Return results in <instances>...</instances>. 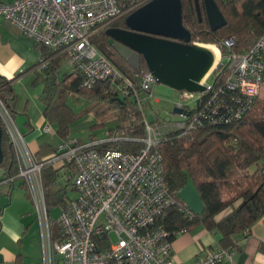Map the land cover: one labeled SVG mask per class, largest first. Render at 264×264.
<instances>
[{
    "label": "built area",
    "instance_id": "obj_1",
    "mask_svg": "<svg viewBox=\"0 0 264 264\" xmlns=\"http://www.w3.org/2000/svg\"><path fill=\"white\" fill-rule=\"evenodd\" d=\"M149 0H13L0 1V17L36 43L68 55L70 69L83 75L81 87L91 89L109 82L118 95L131 96L141 113V138L106 136L83 142L63 139L55 151L37 160L13 113L0 97V125L9 137L16 177L22 180L34 208L38 226L40 264H175L172 237L185 230L169 231L161 217L176 205L164 177L162 121L181 128L179 136L207 126H232L257 106L264 119V35L248 49L233 50V36L224 39L225 54L200 82L203 91H178L174 108L164 118L152 109L150 71L135 84L91 43V35L106 23ZM146 110L154 113L149 121ZM174 116V118H172ZM45 132L51 126L44 127ZM120 140L138 142L135 152L104 148ZM52 164L73 168L76 197L50 215L42 168ZM186 215H194L185 208ZM233 247L207 249L194 264H223L232 260Z\"/></svg>",
    "mask_w": 264,
    "mask_h": 264
},
{
    "label": "trees",
    "instance_id": "obj_2",
    "mask_svg": "<svg viewBox=\"0 0 264 264\" xmlns=\"http://www.w3.org/2000/svg\"><path fill=\"white\" fill-rule=\"evenodd\" d=\"M197 1L200 15L195 0H181L182 23L190 32L191 43H213L225 54L223 41L230 36L236 40L233 50L242 52L264 35V0H215L226 20V24L216 31H211L209 27L203 0ZM135 9L98 28L91 35V43L137 84L147 72L146 64L141 59L140 70L135 72L109 45L106 34L108 28L126 29L125 18ZM37 48L41 59L46 62L45 86L41 96L45 105L44 115L57 125L61 138H68L69 123L75 118L68 105L57 102L59 95L66 92L108 100L118 107V124L108 129L107 136L143 137L142 116L131 96L123 97V102L115 101L119 95L108 81L98 82L91 89L82 88L83 75L79 71L71 69L69 73L59 75L61 63L68 60L65 52L51 50L38 43ZM9 83L0 76V97L11 110L9 100L13 99V92ZM161 126L164 137L157 150L162 154L164 177L177 203L166 210L160 223L169 231H186L202 225L219 233L222 247L235 246L238 237L264 216V119L260 110L254 106L232 126L197 127L187 132L190 138L184 140L182 137L186 133L179 136L181 128L174 123L162 121ZM2 131L4 156L0 166L5 169L3 180H8L16 177L18 167L9 137L3 128ZM103 147L135 152L141 144L120 140ZM56 171L52 164L42 168L49 207L64 205L69 200L65 193L67 184L60 186L55 182ZM185 172L193 180L203 201L204 211L200 215H186V205L179 198L178 193L187 180ZM71 186L70 189L75 190L73 181Z\"/></svg>",
    "mask_w": 264,
    "mask_h": 264
},
{
    "label": "crops",
    "instance_id": "obj_3",
    "mask_svg": "<svg viewBox=\"0 0 264 264\" xmlns=\"http://www.w3.org/2000/svg\"><path fill=\"white\" fill-rule=\"evenodd\" d=\"M0 1L9 3L13 0ZM44 63L35 40L21 34L0 17V76L10 82L13 99L9 104L15 122L37 160L52 155L63 139L57 129L53 131V122L44 115L45 105L41 100L46 77ZM65 63L66 71H59L61 76L71 71L66 60L61 66ZM18 82L25 83L23 97L14 91ZM38 84L42 85L39 93L34 87ZM47 124L51 126L50 132L44 131ZM55 167V182L60 186L67 184V195V190L72 188L74 171L72 168ZM5 177V169L0 166V264H40L39 234L33 205L22 180H3ZM219 239L217 231H209L202 225L177 234L172 240L175 264H194L205 250L222 247ZM232 247V260L223 264H264V216L238 237Z\"/></svg>",
    "mask_w": 264,
    "mask_h": 264
},
{
    "label": "water",
    "instance_id": "obj_4",
    "mask_svg": "<svg viewBox=\"0 0 264 264\" xmlns=\"http://www.w3.org/2000/svg\"><path fill=\"white\" fill-rule=\"evenodd\" d=\"M196 8L200 15L198 1ZM206 18L211 31L226 24L215 0H203ZM126 29L108 28V43L135 71L140 70L141 59L147 70L161 83L177 91H203L200 84L214 68L215 57L205 44L191 43L190 32L182 23L181 0H149L125 18ZM217 47V46H216ZM218 48V47H217ZM117 102H123L115 98ZM173 112H181L174 108ZM0 125V163L3 161ZM187 180L178 195L194 215L204 211L201 196L193 180Z\"/></svg>",
    "mask_w": 264,
    "mask_h": 264
},
{
    "label": "rangeland",
    "instance_id": "obj_5",
    "mask_svg": "<svg viewBox=\"0 0 264 264\" xmlns=\"http://www.w3.org/2000/svg\"><path fill=\"white\" fill-rule=\"evenodd\" d=\"M199 43V42H194ZM200 44H211L213 43H200ZM219 49V48H218ZM220 51V50H219ZM66 63L59 69L60 73L66 71ZM31 85V80L28 81ZM29 85H26V87ZM36 91L39 93L42 89V85L38 84L34 86ZM33 88V87H32ZM34 90V89H32ZM14 91L20 93L23 97L25 93V83L18 82L14 85ZM33 92V91H32ZM153 97L150 101L152 109L156 111L160 118H164L170 114L174 109V103L178 101V91L170 88L161 83H155L152 86ZM35 97V96H34ZM117 98L122 99L123 95H119ZM57 102H62L68 105L74 113L73 118L69 123L68 138L74 140H81L83 142H90L91 140H100L107 136L108 129L115 127L118 124V107L108 100L100 98H87L82 95L73 92H67L59 95ZM146 116L149 121L154 119V113L150 110H146ZM174 118V116H172ZM98 124V125H97ZM53 125V131L57 129L55 123ZM190 133H186L182 139H189ZM76 192L72 189L67 190V196L74 198ZM60 206L50 207V215L55 222V231L58 229V223L56 219L60 214ZM38 228V226H37Z\"/></svg>",
    "mask_w": 264,
    "mask_h": 264
},
{
    "label": "bare ground",
    "instance_id": "obj_6",
    "mask_svg": "<svg viewBox=\"0 0 264 264\" xmlns=\"http://www.w3.org/2000/svg\"><path fill=\"white\" fill-rule=\"evenodd\" d=\"M208 49H210L213 54H214V57H215V61H214V65H213V68L218 64L219 60H220V51L219 49L214 46V45H211V44H207L205 45ZM205 78V77H204ZM203 78V79H204Z\"/></svg>",
    "mask_w": 264,
    "mask_h": 264
}]
</instances>
